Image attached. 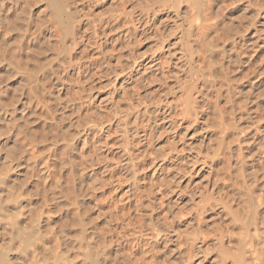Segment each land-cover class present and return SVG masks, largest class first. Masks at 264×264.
<instances>
[{
	"label": "rangeland",
	"instance_id": "374dc122",
	"mask_svg": "<svg viewBox=\"0 0 264 264\" xmlns=\"http://www.w3.org/2000/svg\"><path fill=\"white\" fill-rule=\"evenodd\" d=\"M58 1L68 30L49 0H0V175L21 129L41 166L11 162L10 186L50 213L62 241L74 235L70 199L110 264H264V0H205L203 15L193 0ZM28 69H40L37 114Z\"/></svg>",
	"mask_w": 264,
	"mask_h": 264
},
{
	"label": "bare ground",
	"instance_id": "6f19581e",
	"mask_svg": "<svg viewBox=\"0 0 264 264\" xmlns=\"http://www.w3.org/2000/svg\"><path fill=\"white\" fill-rule=\"evenodd\" d=\"M49 2H50V7H52L53 12H55V15L54 16H55V18H57L56 20L59 21V22H57V23H59L58 25L64 26L63 28L65 30L70 29L69 24H67V23H69V19H70V15L69 14L70 13L69 14L66 13V10H65L66 8L64 9V6L60 3V1H58V0H49ZM192 2H194L193 5H195V7H194L195 8V11L198 10V12L200 14H202L203 12L204 13L206 12L205 11L206 8L204 7L205 4H206L205 0H193ZM193 5H191V6H193ZM1 11H2V9H1ZM22 12H24V9H23ZM67 12H69V11H67ZM28 14H30V13H27V15ZM27 15L24 16V18H23V20H24V23H22V24H24V27L22 26V28H24L23 30H25V32H35V31H37L38 30V27L35 26L34 23H33V25L31 24L32 21L31 22L29 21L30 18H29V15L28 16ZM7 18H8V16H7ZM203 19H204V16H203ZM201 25H205V24H201ZM65 26L67 28H65ZM210 27H209V29L208 28L207 29L206 28L203 29V26H202V32H200L199 36L202 35L201 37L203 39H207L209 37L210 33H212L211 31H213V30L210 29ZM18 34H20V33H18ZM21 39L22 38H20V40ZM37 42H39V40ZM37 45H38L37 47H39L40 46V43L37 44ZM213 46L215 47L214 54L217 55V57L215 58L218 61L217 62L218 63L217 69L220 70L221 69L220 67H221L222 59H219V57H220V54L221 53H219V50H218L219 48H216L217 47L216 45H213ZM205 47H208V46H205ZM17 48H18L17 51L20 52L21 47L19 46ZM212 50H213V48H212ZM19 52L17 53L18 58L20 56ZM0 56H1V54H0ZM211 57H212V55H211ZM213 57H215V56H213ZM2 60H3V57H2ZM0 61H1V59H0ZM4 64H5V62H4ZM22 67H23V65H22ZM207 68H208V71H207V74L208 75H207V78L205 76L206 79L204 80L205 81L204 85H206L205 87L208 88V91H210V92L212 91V92H215L216 93V90H218L217 87H216V80L211 79V76L213 75L212 74L213 73V68L211 66H209V63H208V67ZM51 70H52V72H51ZM51 70H48L47 73H44V71H43V75H46L47 74L46 77L49 76V75H53L54 76L55 72H54L53 68ZM26 71L31 76V79H29L30 83L28 82L29 83L28 85L30 87L29 89L31 91V94L30 95L37 97V99H33L32 97L29 96L30 98H32V99L29 98L31 100V102H29V103H31V105L33 106L32 108H35L34 110L36 111V114H37V110L36 109H37V107L39 105L38 103L41 104V102H42L41 99H40V96H39V99H38V95H39L38 93H40L39 91H40V89L42 87L40 85V82H39V79H38V75H37L38 74V71H40V69L36 71L37 74L35 72H34L35 73L34 74L30 69H28ZM30 71H31V73H29ZM218 73H219V71H218ZM117 75H118V73H117ZM221 85L224 86L226 84H224V82H223ZM222 88H224V87H222ZM42 90H44V88ZM59 90H61V89L58 88V90H56V91L58 92ZM58 94H59V92H58ZM218 94H220V93H218ZM120 96H122V95H120ZM119 102H121V101H119ZM45 109H47V108H45ZM48 111H50V110H48ZM6 112H7V110H6ZM46 113L39 111V113H38L39 115L38 116H40V119L43 118L42 120H44V117L43 116L46 117ZM60 113H61V111H60ZM36 114L34 112V115H36ZM49 114H48V116H49ZM126 115H128V114H126ZM37 117L35 118V120L36 119H39V117L38 118ZM61 117H60V119H61ZM8 118H10V117H8V115H7V118H5V120L7 119V121H9ZM38 122H39V120H38ZM34 123H36V122H34ZM42 123H43V121H42ZM44 123H45V121H44ZM6 124H8V123H6ZM41 125L42 124H40V127H41ZM10 127H11V125L9 126V128ZM40 132H42V131H40ZM43 132H45L44 135L46 136V131H43ZM17 133H19V135H21V137L18 138V140L19 139L21 140L19 143H21V146L20 147H22L21 148L22 151L19 150L20 152L19 153L17 152L18 155H15L17 153H11V152H9V155L11 153L12 159L14 161L13 160L11 161L10 160V157H9L8 158V161L9 162L6 160L7 162L6 161L4 162V165L5 166L3 167V168H5L4 170H6L5 171L6 173H3V175L2 174L0 175V264H100L99 263V259L101 257L103 258V261L106 260L105 263L110 264L109 263L110 260L109 259H108L109 261L107 260V258H108L107 255L109 254L107 252V249L105 247L97 248L96 245H94V243L88 241L89 240L88 238H85L84 231H86V230H84V228H85L84 227V224H85L84 223V220L82 219V216L79 214L80 212L78 213L76 211V208L77 207L74 208L75 206H73V205L71 206L72 203L69 201L70 199L67 200V202L65 201L66 204H67L66 207H68L67 209L65 207V209H66L65 211H66L67 217L70 218V219L68 218L70 220L68 222V224L71 223V225H69L68 227L71 226L74 229L73 233H71L72 235L73 234L74 235L73 236H70V239H68L69 236H67V239L68 240L67 241H62L63 238L61 237L62 238L61 239L58 236L57 232L53 228L54 227L53 226V220H52L51 216H49L50 213L48 211H47L48 213L45 211L46 212V213H44L46 215L45 216V215H43V213L41 211L39 212L38 209H37L38 211L35 209L34 204H33L32 200H31L32 197L30 198V195L27 194V191L28 190L26 191V195L27 196H25V194H24L25 191L23 193H21V191H20V189H21L22 186L20 187L19 184H18L19 186L16 184L19 187L18 188L13 182H11V183H13L15 186L13 184H11L12 187L10 186V181H12L11 178L15 174V172H14V174L11 173V171L14 168V166L17 167V168L18 167L20 168L22 166V164L25 162L24 160H26V161H28V162L31 163L32 170L35 172V174H38L37 173L38 172L37 171L38 170L37 166H39L38 165V162H40V158H39L40 157V154H38L39 152L36 149V146H38V145H35L36 143L34 141L30 140L29 137L25 136L26 134H24V131L23 130L20 129L19 131H17ZM38 133H39V130H38ZM44 135L42 134L40 137L43 138ZM35 136H36V134H35ZM64 136H63V138H64ZM67 137H68V139L69 138L71 139V137H73V136L69 137L67 135ZM7 138H9V137H7ZM16 139H17V136H16ZM33 139H35V138H33ZM70 139H69V141H70ZM18 140H16V141H18ZM48 140L49 139H46L44 137L43 143H42V144H44L45 142H47V144L45 143L47 145L46 146L47 148L45 147L47 149V150L46 149L45 150L48 152L47 157H50V158H51V156H55L56 157V154H54V153H56L55 152V150H56L55 149V144H54V143H56V141L53 140L54 142H52V141H48ZM64 140H66V137L63 139V141ZM72 140L73 139H71V141ZM69 141L66 140L64 146H65V151L67 150V152L70 154V153H72V151H75L74 150V147H75V143L77 142V139L76 140H73L72 142L71 141L69 142ZM38 142H39V140H38ZM14 152H16V151H14ZM22 161H23V163H22ZM55 161H57V159L56 160L53 159V162L54 163H55ZM11 162H14L15 163V165L13 167L10 166V163ZM70 165H72V164H69V167L70 168L68 167V169H70V171H71L70 173H72V171L76 170L77 168L76 169H73ZM40 171H39V173H40ZM53 172H54V170H53ZM81 173H82V171H81ZM51 174L52 175L55 174V176H56V173H51ZM55 176H54V178L56 180L57 178ZM57 181H59V180L57 179ZM21 183H24V182H21ZM53 184H55V183H53ZM57 184H55L56 185V186H54L55 188L58 187ZM13 186L14 187H17V188H13ZM35 189H37V188H35ZM60 189H61V187L59 188V190ZM37 192H38V190H37ZM40 192H42V191H40ZM60 192H61V190H60ZM43 194L40 193L39 195H43ZM44 196H46V195L44 194ZM68 201L70 202L69 206H68ZM44 220L46 222V228L43 230L41 224H42V221H44ZM70 228H69V230H70ZM96 235H97V233H96ZM97 236H95V237H97ZM71 237H73V238L71 239ZM87 237H89V236H87ZM247 249H248L247 250V253L249 254V257L253 259L255 257V254H256V253H254V250L255 249L253 250L250 246H248ZM254 260H255V258H254ZM254 263H255V261H254Z\"/></svg>",
	"mask_w": 264,
	"mask_h": 264
}]
</instances>
